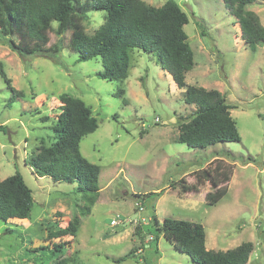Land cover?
<instances>
[{"label": "rangeland", "instance_id": "rangeland-1", "mask_svg": "<svg viewBox=\"0 0 264 264\" xmlns=\"http://www.w3.org/2000/svg\"><path fill=\"white\" fill-rule=\"evenodd\" d=\"M145 1L161 6L167 0ZM175 1L189 17L185 30L195 53L186 81L225 95L241 141L204 149L178 142V121L196 105L185 102L184 89L141 49L130 54L125 104L117 82L97 75L101 58L78 62L72 29L58 34L53 22L48 56L22 57L0 41V61L11 79L10 86L0 74V178L20 172L35 198L30 219L0 220V264H196L162 233L155 240V214L161 221L202 223L208 249L251 241L247 264H264V43L255 51L246 45L224 0ZM247 8L264 25V1ZM104 21V11H90L82 24L92 34ZM64 94L85 101L98 119L81 141L83 155L101 167L95 196L79 191L77 182L39 176L27 163L56 141ZM224 187L227 194L210 206L207 194ZM75 215L77 234L49 238ZM60 242L66 243L61 258L39 249ZM133 249L135 256L118 262Z\"/></svg>", "mask_w": 264, "mask_h": 264}, {"label": "trees", "instance_id": "trees-1", "mask_svg": "<svg viewBox=\"0 0 264 264\" xmlns=\"http://www.w3.org/2000/svg\"><path fill=\"white\" fill-rule=\"evenodd\" d=\"M255 1L264 0H224L240 23L246 45L254 51L264 43L260 16L247 8ZM90 11L105 12L104 23L92 34L87 33L82 24ZM53 22L58 23V34L73 30L72 47L78 54V62L102 59L103 67L97 75L117 82L116 94L125 104L129 102L125 81L131 67V51L138 48L152 55L172 75L177 86L184 89L185 102L196 105L189 118L178 121V142L204 149L220 142L241 141L231 113L233 107L225 95L218 89L190 85L186 81L187 72L195 65V53L185 30L189 17L175 0H167L161 6L145 0H0V41L22 57L51 55L53 49L47 44ZM0 74L11 86L1 61ZM61 99L65 108L59 116L56 141L30 157L27 163L39 176H49L56 182H77L79 191L98 195L101 167L81 151L83 137L98 128V119L82 99L67 94ZM203 172L212 175L208 169ZM213 182L218 183L215 179ZM227 190L224 187L208 193V204L215 205ZM34 205L33 190L20 172L0 178V220L30 219ZM153 223L156 241L158 233H162L196 264H247L254 250L251 241L227 250L208 249L206 230L200 222L171 217L161 221L155 214ZM80 224V218L75 215L67 226L51 231L49 238L77 234ZM65 244L54 243L52 248L45 245L39 249L56 250L61 258ZM132 255L135 256L134 249L118 262ZM57 264H67V261L62 259Z\"/></svg>", "mask_w": 264, "mask_h": 264}, {"label": "built area", "instance_id": "built-area-1", "mask_svg": "<svg viewBox=\"0 0 264 264\" xmlns=\"http://www.w3.org/2000/svg\"><path fill=\"white\" fill-rule=\"evenodd\" d=\"M140 209H141V210H143V209H144V207H143V206H141V207H140ZM141 220H142V221H144V222H146V217H142V219H141ZM113 223H114V224H116V223H119V221H118V220H113ZM151 238H153V236H152Z\"/></svg>", "mask_w": 264, "mask_h": 264}, {"label": "clouds", "instance_id": "clouds-1", "mask_svg": "<svg viewBox=\"0 0 264 264\" xmlns=\"http://www.w3.org/2000/svg\"><path fill=\"white\" fill-rule=\"evenodd\" d=\"M174 80V79H173ZM145 217V216H144ZM142 219V217L140 218V220ZM152 239H154V238H152ZM150 244V243H149Z\"/></svg>", "mask_w": 264, "mask_h": 264}, {"label": "crops", "instance_id": "crops-1", "mask_svg": "<svg viewBox=\"0 0 264 264\" xmlns=\"http://www.w3.org/2000/svg\"><path fill=\"white\" fill-rule=\"evenodd\" d=\"M177 84L175 83V81H174V86H176Z\"/></svg>", "mask_w": 264, "mask_h": 264}]
</instances>
